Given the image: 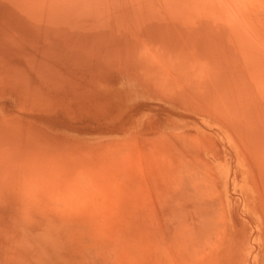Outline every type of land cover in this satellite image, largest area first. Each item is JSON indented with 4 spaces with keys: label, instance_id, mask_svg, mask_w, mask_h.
Masks as SVG:
<instances>
[{
    "label": "bare ground",
    "instance_id": "1",
    "mask_svg": "<svg viewBox=\"0 0 264 264\" xmlns=\"http://www.w3.org/2000/svg\"><path fill=\"white\" fill-rule=\"evenodd\" d=\"M249 219L264 263V0H0V264L232 263Z\"/></svg>",
    "mask_w": 264,
    "mask_h": 264
},
{
    "label": "rangeland",
    "instance_id": "2",
    "mask_svg": "<svg viewBox=\"0 0 264 264\" xmlns=\"http://www.w3.org/2000/svg\"><path fill=\"white\" fill-rule=\"evenodd\" d=\"M212 124H214V126H206L205 124L203 125V128H210V127H217L218 129L221 127L220 125H217V124H215V123H213L212 122ZM190 126H191V124H186V125H184L183 127H181L182 129H184V128H187V127H189L190 128ZM222 128V127H221ZM210 130H216V129H213V128H210ZM232 140H234V139H232ZM234 143V144H233ZM233 143L230 141V146H231V149L232 148H234V153H237L236 152V149L235 148H237V145H238V143H235L234 141H233ZM241 148V147H240ZM252 151H250V152H247V154L249 153H251ZM248 154V155H249ZM252 154V153H251ZM250 154V155H251ZM245 155H246V153H245ZM243 156V158L242 159H240V160H242L241 161V163H243V164H245L244 166H245V168H246V170H248L249 172H247V174H248V180L250 179V181L249 182H252V180H253V177H254V169L253 170H251L252 169V167L254 168V162H256V158L254 159V157L256 156H254V154H253V156H249V158H252L253 160H251V161H249V159H247L246 158V156H248V155H246V156ZM235 156V158H237V154H235L234 155ZM255 160V161H254ZM252 161H254L253 163H252V167H251V162ZM250 163V164H249ZM241 170V169H240ZM242 171V170H241ZM256 172V171H255ZM235 191V190H234ZM236 193H238V194H234L233 196H234V200H233V202L234 203H236L237 204V207H236V209L240 212V214L242 215L243 214V212H242V204H243V201H244V199L245 200H247V197L246 196H243V195H246L243 191H235ZM251 195V193L249 194V198L250 199H253L252 198V195ZM246 232H248L247 233V235H246V237H247V239H248V241H249V243H248V245L246 246L247 247V250L246 251H243V250H241V252H239V253H235V252H233L231 255H232V263H226V264H264V263H253V256H254V252L255 253H257V251H255V245H253V240H254V235H255V232H254V230H253V224H252V220L251 219H249V226L248 227H245V229H244ZM246 253H249V259H248V263H235V257L236 256H240V257H242V258H244L245 257V254ZM262 256H263V258H264V252H263V254H262ZM225 264V263H224Z\"/></svg>",
    "mask_w": 264,
    "mask_h": 264
}]
</instances>
